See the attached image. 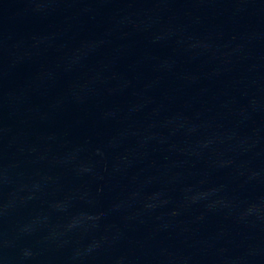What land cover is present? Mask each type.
Wrapping results in <instances>:
<instances>
[{
    "label": "water",
    "instance_id": "95a60500",
    "mask_svg": "<svg viewBox=\"0 0 264 264\" xmlns=\"http://www.w3.org/2000/svg\"><path fill=\"white\" fill-rule=\"evenodd\" d=\"M0 264H264V0H0Z\"/></svg>",
    "mask_w": 264,
    "mask_h": 264
}]
</instances>
